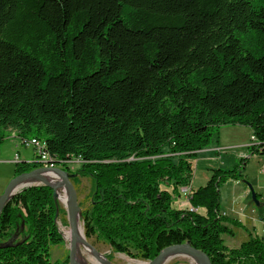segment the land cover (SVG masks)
<instances>
[{"label":"trees","instance_id":"trees-1","mask_svg":"<svg viewBox=\"0 0 264 264\" xmlns=\"http://www.w3.org/2000/svg\"><path fill=\"white\" fill-rule=\"evenodd\" d=\"M229 125L249 126L251 153L264 155V0H0V143L10 129L38 137L74 183L91 178L87 237L145 260L190 242L213 264H264V237L222 238L245 228L220 212L238 168L190 188L198 210L175 204L193 158ZM43 165L17 162V174ZM57 212L51 186L13 196L0 264L68 262L51 260Z\"/></svg>","mask_w":264,"mask_h":264},{"label":"rangeland","instance_id":"rangeland-1","mask_svg":"<svg viewBox=\"0 0 264 264\" xmlns=\"http://www.w3.org/2000/svg\"><path fill=\"white\" fill-rule=\"evenodd\" d=\"M12 131L15 130H8V137L2 143H0V194L5 189L7 183L15 175H17V162H30L35 159L34 148L32 145L19 144V146L16 147L20 137L18 136V138H16L17 136H13ZM252 134V129L246 125H229L221 127L218 137L219 141L216 145L217 148H215L216 153H211L212 156L210 157H206L200 153L198 156L196 155V157L193 158V179L191 183V187L193 189H197L200 186L207 184L214 170H231L238 168L239 172L243 176V179H231L225 183H222L220 186V212L225 213V215L230 218L239 220L242 225L251 229L253 225L248 224V222L255 224L257 221L255 225L258 226L260 220L256 216V210L263 212L264 209V155L251 153L248 146L252 144ZM210 150L214 151L213 148ZM81 164L82 163L79 158H73L68 162V166L72 171H76L78 168H80ZM238 181L241 182L239 183ZM74 185L78 193L79 202L88 204L89 193L92 186L91 178L88 176H79L77 183H74ZM250 186L253 188L254 193L259 195L258 201L261 203L260 205L255 203ZM184 189L186 188L183 187V190ZM245 190L248 192L247 199L244 197ZM61 192L62 194L67 195L65 189L61 188ZM187 192L188 191H183L182 193L181 190V194L185 196L186 202L189 199ZM55 199L58 207L56 221L59 231L62 234V227L69 226L67 209L65 205H63L61 201L57 199V197H55ZM182 202L183 199L178 197L175 204L179 208L180 203ZM233 204H244L241 206V208L239 206V211L241 209L240 217L235 216L239 212H237V210L235 212ZM246 204H251L255 208L252 220L246 218L245 212L244 216H242V210ZM199 212L204 213V209L201 208ZM260 224L262 226V222ZM233 228L236 232L235 236L230 234L222 235L224 244L230 248H234L242 240L247 238L246 230L236 227ZM259 228L261 231L262 227L259 226ZM86 238L90 244L92 243L95 246L99 253L101 252L104 254L108 260L115 264H141L139 263L140 261H149L141 258L130 257L125 253L117 252L110 244L97 239L95 236H86ZM51 260L59 262L68 260V262L66 261L65 264H69V246L64 237L61 243L52 246ZM166 264L201 263L199 260L185 255L176 257Z\"/></svg>","mask_w":264,"mask_h":264},{"label":"water","instance_id":"water-1","mask_svg":"<svg viewBox=\"0 0 264 264\" xmlns=\"http://www.w3.org/2000/svg\"><path fill=\"white\" fill-rule=\"evenodd\" d=\"M44 171H53L55 172L61 180L62 186L67 190L69 194V205L67 207V217L68 223L71 228V245L69 248V264H83L76 258L77 251V224L78 218L80 217V207L78 200V193L75 188V185L71 179L69 172L62 166H39L30 171L22 172L15 175L6 185L3 192L0 194V215L7 205V203L15 196L19 191L18 188L21 184L30 178H34L41 174ZM37 184H45L51 186L54 190V196L56 197V188L55 186L48 181H41ZM36 185V184H33ZM31 186V185H29ZM27 187V186H26ZM25 188V187H24ZM253 199L257 205L260 204L256 198V194L253 191V188L250 186ZM91 248L95 249V246L91 243L89 244ZM96 251V250H95ZM179 253L186 256H191L200 261L201 264H213L209 255L202 249L196 248L190 242L172 244L164 247L153 259L149 260L147 264H165L167 258L174 254ZM96 256L99 258V252H96ZM106 264H115L106 258Z\"/></svg>","mask_w":264,"mask_h":264},{"label":"bare ground","instance_id":"bare-ground-1","mask_svg":"<svg viewBox=\"0 0 264 264\" xmlns=\"http://www.w3.org/2000/svg\"><path fill=\"white\" fill-rule=\"evenodd\" d=\"M29 140H43V139H40L38 137H32ZM24 141H26V140H24ZM24 141H22V142H24ZM44 148H45V142H44ZM45 160H48L49 163H54L53 161L50 160L47 153H45ZM43 180L48 181L55 186L57 199H59L61 201V203L63 205H65V207L67 209V207L69 205V201H70L69 194H68L67 190L62 186L60 177L53 171H44V172H41L40 175H38L34 178H30V179L25 180L21 184V186L18 188L17 191L22 190L26 186L37 184ZM61 188L66 190L67 195L62 194ZM62 234H63V237L66 240V242L70 248V245H71V228H70V226H63L62 227ZM89 244H90V242L87 240V238L85 236L83 223L79 217L78 218V224H77L76 258L80 262H82L83 264H106V257L104 256V254H102L100 252L99 258H98L96 256V252H98L97 249L91 248L89 246ZM179 256H185V255L179 254V253H174L167 258L165 264L168 263L170 260H172L176 257H179ZM139 263L147 264L148 262H141L140 261Z\"/></svg>","mask_w":264,"mask_h":264},{"label":"crops","instance_id":"crops-1","mask_svg":"<svg viewBox=\"0 0 264 264\" xmlns=\"http://www.w3.org/2000/svg\"><path fill=\"white\" fill-rule=\"evenodd\" d=\"M12 135L13 136H17L16 138H18V133H17V131L15 130V131H12ZM19 144H21L22 145V143H21V139L19 138V140H18V143L16 144V147H18L19 146ZM217 144H215V145H213L212 147H210V149H214V151L213 150H210L209 148H207V149H204V150H202V151H200L198 154H197V156L200 154V153H202L203 155H205L206 157H210V156H212V154L211 153H216V151H215V148H217V146H216ZM211 151V152H210ZM34 154H35V152H34ZM239 183L241 182V181H238ZM189 188H191V186L189 187ZM244 197L247 199V197H248V192L245 190L244 191ZM182 199H183V202L182 203H180V206H179V208H181V209H187V208H191V206H190V201H189V199L188 198H190V196L187 198L188 199V201L186 202L185 201V196H183V194H181V196H180ZM179 197V198H180ZM185 201V202H184ZM261 204V203H260ZM259 204V205H260ZM244 204H233V206H234V209H235V212H236V210H237V212H239V213H237V215H235V216H239L240 217V215H241V209H240V211H239V206H240V208H241V206H243ZM264 205V204H263ZM254 207L251 205V204H246V206L243 208V210H242V216H244V212H245V214H246V218L247 219H249V220H252L253 219V212H254ZM195 210H198V209H195ZM252 213V214H251ZM222 214H225V213H222ZM256 216H257V218L262 222V226H261V222L259 221V225L258 226H256L255 224L257 223V221L255 222V224L254 223H250V222H248V224H251V225H253V227H252V229L251 228H249V227H246L245 226V228L243 229V228H241V229H243V230H246V233H247V236H248V233L250 232V233H252L253 235H258V236H260V237H264V209H263V212H261V211H257L256 210ZM251 217V218H250ZM230 227H231V225H229ZM259 226L260 227H262V229H261V231H260V228H259ZM260 231V232H259ZM243 241V240H242ZM241 241V242H242ZM241 242L237 245V246H235V247H238L240 244H241Z\"/></svg>","mask_w":264,"mask_h":264},{"label":"built area","instance_id":"built-area-1","mask_svg":"<svg viewBox=\"0 0 264 264\" xmlns=\"http://www.w3.org/2000/svg\"><path fill=\"white\" fill-rule=\"evenodd\" d=\"M254 140V137L252 138ZM22 144L25 145H32L34 148V152H35V157L36 160H38V162L43 163L46 166H59L56 165V163H49L48 160H45V149H44V140H26L24 142H21ZM186 189L183 190V187L181 188L182 193L183 191H188V197L190 196V188L189 187H184ZM191 209H194L191 207ZM195 210V209H194Z\"/></svg>","mask_w":264,"mask_h":264}]
</instances>
